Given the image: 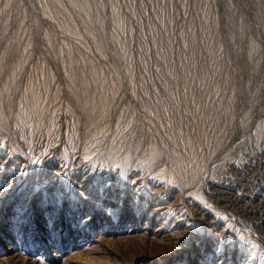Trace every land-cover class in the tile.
I'll return each mask as SVG.
<instances>
[{
  "label": "rangeland",
  "instance_id": "obj_1",
  "mask_svg": "<svg viewBox=\"0 0 264 264\" xmlns=\"http://www.w3.org/2000/svg\"><path fill=\"white\" fill-rule=\"evenodd\" d=\"M172 263L264 264V0H0V264Z\"/></svg>",
  "mask_w": 264,
  "mask_h": 264
},
{
  "label": "bare ground",
  "instance_id": "obj_2",
  "mask_svg": "<svg viewBox=\"0 0 264 264\" xmlns=\"http://www.w3.org/2000/svg\"><path fill=\"white\" fill-rule=\"evenodd\" d=\"M84 181H85V180H84ZM252 206H253V205H252ZM161 207H162V206H160L159 208H161ZM159 227H160V226H159ZM176 232H177V231H176ZM170 237H171V236H170ZM171 238H172L171 244H174V242H176V241H175V238H173V237H171ZM162 245L166 247V246H167V243L163 241V242H162ZM172 264H174V263H172Z\"/></svg>",
  "mask_w": 264,
  "mask_h": 264
},
{
  "label": "snow or ice",
  "instance_id": "obj_3",
  "mask_svg": "<svg viewBox=\"0 0 264 264\" xmlns=\"http://www.w3.org/2000/svg\"><path fill=\"white\" fill-rule=\"evenodd\" d=\"M90 219V218H89Z\"/></svg>",
  "mask_w": 264,
  "mask_h": 264
}]
</instances>
